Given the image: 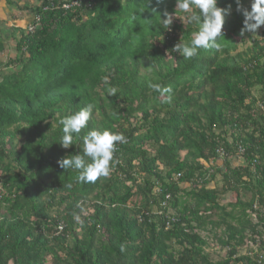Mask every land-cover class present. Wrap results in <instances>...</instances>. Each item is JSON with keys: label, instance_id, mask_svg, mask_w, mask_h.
<instances>
[{"label": "trees", "instance_id": "obj_1", "mask_svg": "<svg viewBox=\"0 0 264 264\" xmlns=\"http://www.w3.org/2000/svg\"><path fill=\"white\" fill-rule=\"evenodd\" d=\"M240 3L217 0L220 47L190 60L172 51L197 30L176 0H36L19 6L28 25L0 23V264H264V26L242 35L252 0ZM88 104L79 135L109 129L126 143L107 178L80 183L57 163L82 151L59 144V120Z\"/></svg>", "mask_w": 264, "mask_h": 264}, {"label": "clouds", "instance_id": "obj_2", "mask_svg": "<svg viewBox=\"0 0 264 264\" xmlns=\"http://www.w3.org/2000/svg\"><path fill=\"white\" fill-rule=\"evenodd\" d=\"M157 2H162V0H157ZM236 3L237 11H240V0H236ZM177 8L185 15L187 23L196 25L197 30L192 32L190 41H180L172 51L177 52L184 59L190 60L196 57L202 49H219V39L224 37L222 28L227 10L218 7L217 0H176ZM243 14L245 18L241 34L243 35L244 32L255 34L261 26H264V0H252L251 10H244ZM163 16V19L159 17V24L163 29L169 30L173 24V16L166 10ZM102 83L107 88L108 96L117 95L118 89L111 85L108 76L102 78ZM150 87L161 95L169 94L172 91L170 87H162L160 84H152ZM167 99L170 101L171 96H168ZM93 110L94 105L88 104L59 120L62 131L59 144L63 148H70L76 140H82L80 153L67 155L57 162L63 170H79L77 181L80 183H94L99 178H107L113 170L117 144L126 143L123 133L113 132L109 129L102 131L92 129L81 137L79 134L87 128ZM123 250L122 245L121 251Z\"/></svg>", "mask_w": 264, "mask_h": 264}, {"label": "rangeland", "instance_id": "obj_3", "mask_svg": "<svg viewBox=\"0 0 264 264\" xmlns=\"http://www.w3.org/2000/svg\"><path fill=\"white\" fill-rule=\"evenodd\" d=\"M8 3L9 2L7 0H4L0 4V23H3V26L6 29H11L13 26L14 27L15 26L24 27L31 22L30 13L23 11L22 9L19 8V6L22 7V6H24L25 3L34 4V3H36V0H25V1L23 0V1L19 2V4L16 6H14V5L9 6ZM181 19H185V18L182 16ZM10 44L13 45V48L10 52V55L15 56L16 51L14 48V45H15L14 40H10ZM247 45H249V42L247 43ZM244 47H245V45L242 46V48H244ZM9 56L4 54L2 56V60L4 62L7 61ZM232 163L238 164L240 162L238 159H234V160H232ZM217 164L222 165V161H219V163H217ZM210 183H211L210 184L211 187H215V186L221 187L223 185L222 176L217 175L216 179L212 180ZM231 194L232 193H230V192L227 193L224 196L222 203H224V204L228 203V201L231 199V196H232ZM243 197H245V199L247 200L250 198V194L247 193ZM218 233H220V232L218 231ZM208 235H209L210 245L207 248V251L210 253L211 258L214 261H218V260L223 259L227 255V250L225 248L223 249L217 241H214V234L213 233H208ZM250 247H252V244H250V243L245 244L242 248H240V253L244 254V253L248 252L250 250Z\"/></svg>", "mask_w": 264, "mask_h": 264}, {"label": "built area", "instance_id": "obj_4", "mask_svg": "<svg viewBox=\"0 0 264 264\" xmlns=\"http://www.w3.org/2000/svg\"><path fill=\"white\" fill-rule=\"evenodd\" d=\"M66 1H68V0H66ZM74 4H76V2H74ZM62 7H63L64 9H70L72 6L69 5V4H67V3H65V2H63V3H62ZM29 29L32 31L33 28L30 27ZM239 150H240V155H243V154L245 153V149H244V147L240 146ZM217 154L219 155V159H218V162H217V163H219V161H222V160L226 157L225 150L222 149V148H218V149H217ZM218 165H220V164H216L214 167H211V168L209 169V170H210L209 172H210V173H213V172L215 171V167L218 166ZM223 170H226V168H223ZM168 198H169V197H167V199H168ZM166 204H167V201L163 202V205H164V206H165ZM168 225H169V224H168ZM64 227H65V224H64L63 222H58L57 230H59V231H63Z\"/></svg>", "mask_w": 264, "mask_h": 264}]
</instances>
